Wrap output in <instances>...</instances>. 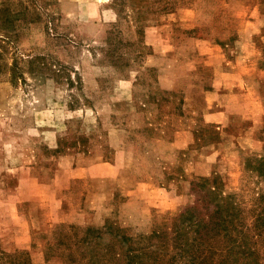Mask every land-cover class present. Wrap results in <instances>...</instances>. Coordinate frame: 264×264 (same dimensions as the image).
Masks as SVG:
<instances>
[{
  "label": "rangeland",
  "instance_id": "rangeland-1",
  "mask_svg": "<svg viewBox=\"0 0 264 264\" xmlns=\"http://www.w3.org/2000/svg\"><path fill=\"white\" fill-rule=\"evenodd\" d=\"M262 158L264 0H0V264H264Z\"/></svg>",
  "mask_w": 264,
  "mask_h": 264
},
{
  "label": "crops",
  "instance_id": "crops-1",
  "mask_svg": "<svg viewBox=\"0 0 264 264\" xmlns=\"http://www.w3.org/2000/svg\"><path fill=\"white\" fill-rule=\"evenodd\" d=\"M201 40L205 42L206 39H201ZM210 56H212L211 53L206 54V57L207 58H210ZM204 61H206L207 63H211L210 61L208 62L206 59H204ZM201 67L204 68V69L212 70L211 64H205V63H203ZM225 68H227V66H225ZM213 70H215V69H213ZM212 74H213V71H212ZM214 79H215V77L212 76V80H214ZM210 84H212V85L214 84L212 86V88H214V86H215V88L217 89L216 92L219 90L216 87V83L215 82H212V83L210 82L209 85ZM204 88H206V87H204ZM210 92H211V89H208V90L205 91L203 97H201V98H195V100H194V98H190L189 99V103H193V101H197V103L199 102L201 104V106H202L201 108H203L204 111H203V114H202V112H200V115L201 116H198V117H200L202 119V121L204 122V124L213 125L215 127V130L218 129L216 131L219 134V136L220 135L222 136V135H225V134L228 133V131H225L224 130V127L226 125L224 123L226 122L227 119H230L229 116H230V114H232L231 111H230V108H229V105L230 104H229V102L228 103H225V102L223 103L222 102V100L225 101L224 98H221V97H223V95H220V98H218L220 100H218L217 98H209V96L212 95V94H210ZM229 125L231 126V123ZM219 129H221V130L219 131ZM224 138L225 137H222V139H219L218 140V141H220V140H222V141H220V142H218L216 144L215 143H211L210 146L208 145V146H206L204 148H207L208 149V147H210V148L214 147V149L215 148L216 149L217 148L218 149H222L223 147H225L227 145L226 142H223ZM199 150L200 149H198L197 151H199ZM211 158H212V164H214L215 162H217V160H221L219 151L217 150L216 154L213 153V155L211 156ZM200 171H201L200 168H196V170H195V172H197V173H200ZM213 174L217 175V172L214 170ZM259 175H260V173H259Z\"/></svg>",
  "mask_w": 264,
  "mask_h": 264
},
{
  "label": "trees",
  "instance_id": "trees-1",
  "mask_svg": "<svg viewBox=\"0 0 264 264\" xmlns=\"http://www.w3.org/2000/svg\"><path fill=\"white\" fill-rule=\"evenodd\" d=\"M262 159H263V158H262ZM263 160H264V159H263ZM260 172H261V173H264V169H262ZM263 198H264V196H262V199H263ZM215 205H216V211L219 212V215H220V216H223V217H224V216H229V215H230L229 213H225V214L222 213V210H221V208H220V204L218 203V201L216 202ZM258 222H260V224H264V211H261V212H259V213H256V214L253 216V218H251L250 223L246 225V228H245V229H247L248 227L250 228L251 225H252V223H258ZM227 229H228V227H227ZM263 229H264V228H262V231H263ZM94 230H97V228H95ZM256 231H258V235H260V228H257ZM255 237H256V235H255ZM130 248H131V247H130ZM130 251H131V249H128V253H130V254H129L128 258H127V262H126V264H141V261H139L138 259H135V254L131 253ZM116 254H117V256L120 255L119 252L116 253ZM117 258H119V257H117ZM185 258H186V257H185V252L182 251V252L180 253V256H179V263L187 262V260H185ZM92 260H93V262H95L94 258H93ZM192 261H194V260H192ZM200 261H201V259L198 258V261H197V263H195V264H199ZM194 262H195V261H194Z\"/></svg>",
  "mask_w": 264,
  "mask_h": 264
}]
</instances>
